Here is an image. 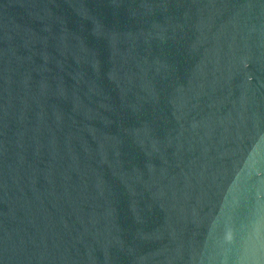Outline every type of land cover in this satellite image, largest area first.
<instances>
[{
    "label": "water",
    "instance_id": "1",
    "mask_svg": "<svg viewBox=\"0 0 264 264\" xmlns=\"http://www.w3.org/2000/svg\"><path fill=\"white\" fill-rule=\"evenodd\" d=\"M264 264V0H0V264Z\"/></svg>",
    "mask_w": 264,
    "mask_h": 264
},
{
    "label": "clouds",
    "instance_id": "2",
    "mask_svg": "<svg viewBox=\"0 0 264 264\" xmlns=\"http://www.w3.org/2000/svg\"><path fill=\"white\" fill-rule=\"evenodd\" d=\"M237 264H245V262L243 260H238Z\"/></svg>",
    "mask_w": 264,
    "mask_h": 264
}]
</instances>
